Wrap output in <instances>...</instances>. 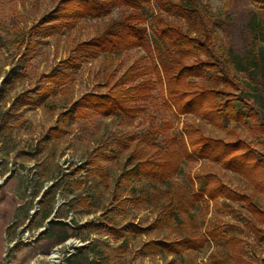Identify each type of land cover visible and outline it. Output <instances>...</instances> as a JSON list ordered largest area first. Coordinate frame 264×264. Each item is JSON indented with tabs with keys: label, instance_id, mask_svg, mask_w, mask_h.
I'll list each match as a JSON object with an SVG mask.
<instances>
[{
	"label": "rangeland",
	"instance_id": "374dc122",
	"mask_svg": "<svg viewBox=\"0 0 264 264\" xmlns=\"http://www.w3.org/2000/svg\"><path fill=\"white\" fill-rule=\"evenodd\" d=\"M58 1L0 0V264H70V257L80 264H264V241L251 232L243 203L206 199L177 216L169 213L175 191L193 192L216 179L252 196L264 211V193L249 180L220 163L183 158L162 182L132 172L141 160L163 157L165 149L175 156L179 143L171 134L183 123L225 141L245 139L264 160V132L250 129L252 122L264 129V7L250 0H198L216 51L228 57L255 110L244 123L223 119L219 127L191 114L174 117L153 70L154 55L141 48L71 64L75 44L125 9L59 26L52 13ZM145 11L147 26L157 15L171 19L153 0ZM260 56L263 73L253 64ZM142 80L150 90L130 101L132 117L66 114L86 93ZM234 105L246 113L241 103ZM55 219L69 237L44 235ZM184 237L202 246H185L179 254L145 246Z\"/></svg>",
	"mask_w": 264,
	"mask_h": 264
},
{
	"label": "trees",
	"instance_id": "16d2710c",
	"mask_svg": "<svg viewBox=\"0 0 264 264\" xmlns=\"http://www.w3.org/2000/svg\"><path fill=\"white\" fill-rule=\"evenodd\" d=\"M153 1L157 9L171 16V19L157 15L153 18V24L147 26L145 6L149 5L150 0H59L52 12L54 18L60 20L59 26L84 17L104 16L114 7L125 9L96 35L75 44L71 64L77 65L80 60L100 54L141 48L154 55L153 70L157 79L163 83L162 97L174 117L191 114L220 127L223 119L244 123L245 116H254V107L241 94L242 86L233 76L228 57L216 51L213 29L198 0ZM250 1L264 7V0ZM228 3L227 0L226 4ZM260 35L264 40V16ZM260 57H254L253 64L263 73L260 64L263 57ZM48 77L52 81L58 80V76L52 72ZM147 83L148 80H142L115 91L86 93L73 102L66 114H73L78 118L92 113H119L132 117L136 107L131 106L130 101L142 98L144 91L150 90ZM235 101L241 103L246 113L236 110ZM250 129L264 132L261 125L253 122ZM171 139L174 143H179L178 150L173 151L175 156L172 155V150L165 149L163 157L141 160L132 172L151 183L162 182L177 171L178 160L182 158L187 161L209 160L238 173L249 180L257 192L264 193V160L257 157L255 150L245 139L225 141L205 135L198 127L188 123L182 124L177 135L171 134ZM220 198L243 203L250 215L248 226L251 232L257 241H264V211L252 196L234 190L217 179L203 182L193 192L186 189L175 191L169 213L177 216L188 211L187 207L193 206L196 201H215ZM65 229L61 221L53 220L44 235L51 236L59 231V240H63L69 237ZM145 246L156 254L162 250L179 254L183 247L197 249L202 246V242L184 237L171 242L149 241ZM218 264L232 263L220 261Z\"/></svg>",
	"mask_w": 264,
	"mask_h": 264
},
{
	"label": "crops",
	"instance_id": "0c3cea01",
	"mask_svg": "<svg viewBox=\"0 0 264 264\" xmlns=\"http://www.w3.org/2000/svg\"><path fill=\"white\" fill-rule=\"evenodd\" d=\"M55 220H57V219H55ZM60 221V220H59ZM46 236H48V235H46ZM68 261L70 262V264H80L79 262H78V259H73V257L71 258H68Z\"/></svg>",
	"mask_w": 264,
	"mask_h": 264
}]
</instances>
